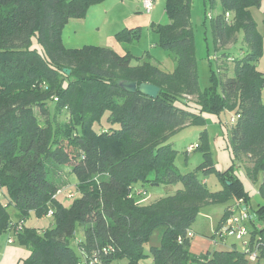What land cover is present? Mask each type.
I'll list each match as a JSON object with an SVG mask.
<instances>
[{
	"label": "trees",
	"instance_id": "trees-1",
	"mask_svg": "<svg viewBox=\"0 0 264 264\" xmlns=\"http://www.w3.org/2000/svg\"><path fill=\"white\" fill-rule=\"evenodd\" d=\"M104 1L0 0V236L12 232L30 249L22 264H141L149 256L156 264H250L235 247L191 253L189 233L203 206L250 197L225 173L223 189L208 188L206 177L216 167L206 142L197 148L204 151L202 172L181 173L170 140L178 130L204 123L206 114L233 110L234 157L253 180L264 172V73L257 67L264 39L251 11L262 0H220V12L211 18L216 49L230 60L225 49L242 32L246 51L233 59V77L214 73L204 90L191 22L194 0H167L170 23L152 25L175 64L173 73L149 53L136 58L129 50L119 55L109 47L64 46L70 19L86 17ZM140 33L124 29L115 36L127 45ZM226 64L222 59L224 71ZM122 81L153 84L160 93L155 99L128 93ZM50 166H66L77 177L80 197L71 207L59 199ZM179 183L183 188L175 194L140 203L146 185ZM259 193L264 200V182ZM31 212H52V228L41 234L26 227ZM255 212L250 248L258 258L252 263L264 264V202ZM158 229L161 245L146 253Z\"/></svg>",
	"mask_w": 264,
	"mask_h": 264
},
{
	"label": "rangeland",
	"instance_id": "rangeland-1",
	"mask_svg": "<svg viewBox=\"0 0 264 264\" xmlns=\"http://www.w3.org/2000/svg\"><path fill=\"white\" fill-rule=\"evenodd\" d=\"M121 0H107L105 4L112 6L113 12L106 16L103 12L100 15L92 17L85 30H81L77 37H69L74 45V49L82 48L85 45L94 46L99 45L95 43L98 39L101 43L104 41L107 24L109 22H116L118 18H123L126 13H135L137 5L133 2L138 0H125L124 5H121ZM120 4V5H119ZM167 0H157L155 9L158 16L157 23L155 25H166L170 23L169 16L166 12ZM98 5V4H96ZM221 9L220 0H214L211 4L208 0H194L192 7L191 22L194 31L195 44H196V56L198 62L199 84L201 89H205L210 86L212 75L215 73L220 76V73L224 76L233 77L235 75V63L233 59H239L246 51V47L243 44V33L238 35V41L235 44L228 46L225 51L232 59L228 60L223 57L222 52L216 49L212 33V21L211 18L216 16ZM104 11V9H103ZM254 20L257 23L259 33L264 39V0L260 4L255 5L251 9ZM118 24V22H117ZM152 24V25H153ZM151 27L141 28L140 38L135 42L125 45L136 58H142L146 53H149L155 62H157L161 69L168 73H173L175 70V64L172 58L167 54V51L158 45V34L155 33ZM102 27L103 34L96 33L98 27ZM100 36V37H99ZM68 41V40H67ZM104 41V42H103ZM104 45V44H102ZM222 59L228 62V70H223ZM136 63V61H135ZM258 69L264 73V45L263 56L257 63ZM221 69V70H220ZM224 71V72H223ZM228 71V73H227ZM221 91V87H219ZM264 100V90L262 92ZM54 107V105H51ZM236 118V113L233 110H225L219 114H206L205 122L201 124H192L183 129L178 130L172 137L171 143L173 149L178 151L175 165L178 170L185 174L188 172L199 171L200 166L204 163V151L202 148L198 149V145H202L205 142L208 144L210 150L209 155L216 167V171H212L207 175V186L212 191H219L225 187V182L221 176L224 175L230 179V176L236 178V189L244 194H248L250 211L253 215L256 214L258 204L264 202L260 196L259 190L264 182V172L258 173V179L253 180L247 175V170L244 164L236 161L232 148L230 146L229 138L232 126L234 124L233 119ZM64 120L63 118H61ZM106 123V121H105ZM191 146L195 147L194 151H188ZM49 178L52 179L60 186L59 199L67 207H71L76 199L80 197V192L77 189V177L72 174L69 168L66 166L54 168L50 166ZM228 185L230 181L226 182ZM181 183L175 186L169 185H146L145 189L147 194L140 200L143 205L152 204L155 201L165 198L169 195H173L177 190L182 189ZM240 194V193H239ZM235 198L231 199L228 203L224 204H209L202 207L195 222L191 227V232L194 236L191 237L190 251L193 255L200 256L208 252H214L215 250H229L234 247L241 252L245 251V247L241 241L236 240L234 237L227 238V244L215 243L216 231L224 216L226 208L235 203ZM9 212L13 220L16 221L14 215V209L10 208ZM54 220L52 217H38L34 212H31L25 219L24 225L28 228L36 229L41 234H44L47 230L52 228ZM82 237V233L80 232ZM12 237L13 243H9V239ZM162 240V229H158L151 235L150 242L146 245L145 251L149 252L150 247L160 246ZM31 255V251L26 246L22 245L18 237L12 232H5L0 236V264H22ZM141 264H156L151 256L145 258ZM200 264V263H192ZM250 264H253L250 262Z\"/></svg>",
	"mask_w": 264,
	"mask_h": 264
},
{
	"label": "crops",
	"instance_id": "crops-1",
	"mask_svg": "<svg viewBox=\"0 0 264 264\" xmlns=\"http://www.w3.org/2000/svg\"><path fill=\"white\" fill-rule=\"evenodd\" d=\"M106 1L107 0H105L104 2H102L98 5H93L89 9L86 17L70 19V21L67 23V25L65 26V28L63 29V32H62V40H63V44L66 48L74 49V47L76 45H74L71 41H69V37L70 36H72V38L77 37V35H79L81 30L86 29V27L88 26V23L92 17H94L96 15H100L101 12L106 14V16H109L113 12L114 7L108 6V4L104 5V3ZM124 1L125 0H121L120 4L124 5ZM142 1L143 0H138V1L133 2L135 5L138 6L135 13H126L123 18L116 17L113 20V22H114L117 19L116 22H114V23L109 22V24H107L108 27L106 28V33H105V35H103L104 41L106 43H101L98 39L97 42H99V43H95V44H99V45H94V46L109 47V48L113 49L117 54L125 55L127 52V49L125 46L126 44H121L116 39L115 35L124 29H130L131 30V29H135V28L151 27V25L153 23H157L155 20H157L158 16L156 15V12H155L156 11L155 6H154L153 11L150 14H148L143 9ZM103 9H104V11H103ZM117 22H118V24H117ZM96 33L103 34V30H102L101 26L98 27ZM102 44H104V45H102ZM80 48H76V49H80ZM263 102H264V100H263Z\"/></svg>",
	"mask_w": 264,
	"mask_h": 264
},
{
	"label": "built area",
	"instance_id": "built-area-1",
	"mask_svg": "<svg viewBox=\"0 0 264 264\" xmlns=\"http://www.w3.org/2000/svg\"><path fill=\"white\" fill-rule=\"evenodd\" d=\"M157 0H143L142 6L146 13L150 14ZM235 123V119H233ZM195 147L191 146L188 151H194ZM145 192L138 191L137 195H143ZM249 203L244 198H238L235 203L228 206L227 215L221 220L219 227L216 231L215 243L220 241L223 244H227L228 237H234L236 240L241 241L245 247V251L248 254L251 262L257 261V251H251V223L255 219V215L250 211ZM48 217H52V212H49ZM21 228V225L17 229ZM193 232L189 233V237H193ZM12 237L9 239V243H13Z\"/></svg>",
	"mask_w": 264,
	"mask_h": 264
},
{
	"label": "water",
	"instance_id": "water-1",
	"mask_svg": "<svg viewBox=\"0 0 264 264\" xmlns=\"http://www.w3.org/2000/svg\"><path fill=\"white\" fill-rule=\"evenodd\" d=\"M68 74L70 71H66ZM120 86L128 93L135 94L137 92H140L143 95H146L151 98H157L160 93V88L153 84H138L134 81H122L120 83Z\"/></svg>",
	"mask_w": 264,
	"mask_h": 264
}]
</instances>
